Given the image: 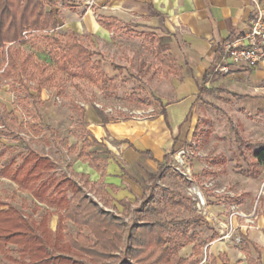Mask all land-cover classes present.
Masks as SVG:
<instances>
[{"label": "crops", "instance_id": "crops-1", "mask_svg": "<svg viewBox=\"0 0 264 264\" xmlns=\"http://www.w3.org/2000/svg\"><path fill=\"white\" fill-rule=\"evenodd\" d=\"M254 1L264 9V0H70L59 7L58 29L87 39L95 52L92 59L100 61L110 82L126 76L128 88L138 87L131 89L132 94L150 101L147 109L135 115L115 116L105 122L91 107L84 108L90 158H79L78 154L77 158L86 159L90 165L73 168L84 180L79 184L100 188L105 203L87 191L84 195L89 200L113 213L129 203H141L146 188L151 190V180L146 185L143 180L151 179L158 170L159 180L163 169L174 161L173 152L194 141L200 155L194 158L191 169L204 179L202 185L211 180L219 186H235L239 206L250 211L246 208L253 205L261 175H254L251 167H264L254 158V152L264 145V62L255 66L235 64L225 54L223 44L247 32ZM102 18H115L117 25L138 33L140 40L145 33L152 35L151 41L169 38L174 72L164 76L154 53L143 48L123 52L112 49L114 29L104 27ZM132 58L139 61L133 76L127 74L130 67L125 64ZM123 59L125 63L120 62ZM208 172L213 173L205 178ZM190 183L198 184L194 180ZM250 234L244 236L264 249V231L254 238ZM219 248L224 250L211 256L224 255L229 264H244L239 259L230 263L227 245ZM261 258L264 263V251Z\"/></svg>", "mask_w": 264, "mask_h": 264}, {"label": "trees", "instance_id": "trees-1", "mask_svg": "<svg viewBox=\"0 0 264 264\" xmlns=\"http://www.w3.org/2000/svg\"><path fill=\"white\" fill-rule=\"evenodd\" d=\"M62 1L67 5L68 0ZM57 3L58 0H0V80L15 79L23 98L31 100L28 113L31 121L26 125L33 134L43 137L49 127L42 122L38 107L40 94L43 89L62 92L58 86L60 73H65L70 79L81 76L97 87L102 82L110 84L100 61L92 59L95 52L84 44L81 36L71 31L54 32L59 26L58 9L53 8ZM100 22L108 29L117 25L115 18H102ZM33 31H45L54 49H49L47 53L42 50L39 52L41 55L25 51L23 46L31 41L29 37ZM151 36L145 33L141 46L154 53L162 74L168 76L175 70L174 57L169 52L170 39L156 37L151 41ZM30 83H33L32 87ZM131 100L150 104L149 100L137 96L131 97ZM73 107L84 115V109L76 104ZM91 108L102 122L115 118L107 116L103 109L95 105H91ZM5 116L0 106V125L8 129L10 126ZM86 134L87 131L82 134L79 158H90L86 149L91 142L86 139ZM25 149L19 158L13 157L0 165V178L15 183L17 191L32 198V207L28 212L26 200L22 199L20 207H16L11 200L0 197V256L6 257L12 264H90L89 261L104 264L112 252L120 248L123 240L128 242L125 253H130L137 264H229L224 255H206L202 262L201 248L195 244L192 246L195 254L192 259L177 255L179 245L175 235L181 234L184 244H192L194 237L187 235L188 229L205 223V220L199 215L179 220L160 218L154 205L152 186L141 202L140 222L135 220L126 226L118 216L89 200L84 195L83 185L70 174L62 173L57 177L56 164L47 155L30 145H26ZM2 157L3 153L0 152ZM254 158L258 166H264V145L254 152ZM158 174L159 170L151 174V180L157 179ZM16 190L11 198L16 196ZM163 198L167 204H179L173 194L166 191ZM54 214H57V223L52 229L49 223ZM68 222L77 227L74 235L67 232ZM10 245L16 247L18 257L8 253ZM240 249L245 255L244 264H264L261 258L264 249L245 236H242ZM253 252L256 256H253Z\"/></svg>", "mask_w": 264, "mask_h": 264}, {"label": "rangeland", "instance_id": "rangeland-1", "mask_svg": "<svg viewBox=\"0 0 264 264\" xmlns=\"http://www.w3.org/2000/svg\"><path fill=\"white\" fill-rule=\"evenodd\" d=\"M53 8L55 9V7ZM56 9L59 10V7ZM112 28L114 29V35L112 36L113 42L111 45L112 49L117 52L137 51L142 49L138 33L133 31L126 32L124 28L119 25ZM54 32L66 33L69 31H62L57 28ZM45 34V31H33L29 37L30 39L32 38L31 41L25 44L23 49L25 51H33L36 54H39L42 50H45V53H47L49 49H54V44L50 43V40L47 39ZM82 40L84 44L91 49V45L88 43L87 39ZM47 61L51 63L49 59H47ZM120 62L125 63V59L122 61L120 60ZM125 64L130 67L127 68L126 71L128 75L136 74L135 68L139 66V61L137 59L132 58L128 59V61L126 59ZM58 77V86L62 89V92L58 93L56 89H44L43 96L38 104L42 122L49 127V130L44 132L45 137L42 135L36 136L31 129H29L28 125H26L28 121H31L30 115L28 114L31 108V100L26 101L23 98L21 88L18 86L15 79L0 80V106L4 109L7 125L10 126L7 129L0 125V152L3 153V157L0 158V165L2 163H7L13 157L19 158V155L25 152V146L30 145L39 153L47 155L55 162L57 177H60L62 173H68L70 176H74L73 178L77 180L78 183H83V178L74 172L73 167L78 164L84 166L90 165V162L86 159L79 160L77 158L78 151L82 146V134L85 131V123L84 115H81L80 110L74 108L73 104H76L81 109L85 108L86 110H89L91 105H95L100 109L106 110V113L111 116L117 117L135 115L133 114L134 112L145 110L148 106L144 103H136L131 100V97L136 95L132 94L131 89H138V87L128 88L126 84L129 80L126 76H120L121 78L119 80L111 81L110 84H108V82H102L99 87L81 76L70 79L65 73H60ZM133 83L136 85L135 81H133ZM29 85L32 87L33 83ZM31 93L34 94L35 92L31 89ZM138 93H140V91H138ZM106 108H109L110 111ZM188 144L189 142H185L182 147H186ZM246 157H248V155H246ZM197 158L198 156L196 159ZM193 160L192 164L194 162ZM251 171H253L254 175H261L256 185L257 189L253 195V205L251 208L250 206L246 208V210L250 211H244V208L241 209V206H239V202L237 201L239 196L234 194L237 190L235 186H219L218 183L213 182L214 184L212 187H206L202 185L204 179H200L199 175L192 171V182L194 180V183H198L197 185L203 192L207 203L205 208L206 218L201 214V211H198L195 204L196 196L189 190L192 183L174 169V161H171L170 167L163 169L162 176L159 180L155 179L152 181L148 178L143 180L144 185L151 180L154 205L157 208V214L160 218L166 220H179L199 215L205 220V223L195 225L188 229L187 235L194 237L191 245L184 244V239L181 234L175 235L179 245V249L177 250L178 256L186 258L187 260L192 259L195 256L192 250L193 244L201 248L202 256H204V254L211 255L217 253L223 249L219 247L227 245L231 252L230 263H234L238 261V259L244 263L245 257L242 252L240 253L239 245L234 241V237L251 233V238H254L256 234L264 231V219L260 217V215H262L264 218V167L259 168L253 166L251 167ZM212 173L213 172H208L205 178H210ZM83 187L84 193L88 191L91 195L100 199L103 204L105 203L100 195V188H98L99 190L96 188L94 189L87 184H85V186L83 185ZM241 188L245 189L247 186H241ZM16 189L17 186L15 183L0 178V197L11 200L16 207H20L22 199L26 200L28 205L27 211L29 212L32 207V198L30 195L17 191ZM215 189L220 192H215ZM15 190L16 196L11 198ZM146 190L147 194L150 193L148 187ZM165 191L169 194H173L175 201H179V204L170 205L165 203L163 198ZM132 204L133 206H131L130 203L127 204L126 207L128 208L125 207L120 212L117 211V208L114 206V211L120 213L118 217L126 226H129L135 220L138 221L140 215L137 208L141 206V203L136 201ZM232 204L236 206L239 212L249 216L235 217L232 221L235 230L228 237H224L227 233V217L230 213V206ZM105 206L110 208L113 205L106 204ZM42 207L46 208L45 205H42ZM56 222L57 214H54L49 223L52 229L55 227ZM202 230H204V233ZM67 232L74 235L77 232V227L71 222H68ZM217 243H221V246H216ZM125 245H128V242L123 240L120 248L113 251L104 264H137L130 253H125ZM233 251L234 254L232 253ZM8 253L13 257H18V252L14 245L9 246ZM81 257L87 259L85 255ZM89 263L94 264L90 261ZM0 264L12 263L6 257L0 256Z\"/></svg>", "mask_w": 264, "mask_h": 264}, {"label": "built area", "instance_id": "built-area-1", "mask_svg": "<svg viewBox=\"0 0 264 264\" xmlns=\"http://www.w3.org/2000/svg\"><path fill=\"white\" fill-rule=\"evenodd\" d=\"M68 3L70 0L67 1ZM57 7L65 6L62 0H59ZM26 38V32H23ZM224 52L228 58L235 64L245 66H255L264 62V9L258 1H254V9L251 18L249 19V27L246 33L238 37L229 39L223 44ZM110 110V109H109ZM200 155L197 144L192 141L186 147H181L175 150L172 154L174 160V169L177 170L188 181L192 180V160ZM213 181H208L204 184L206 187H212ZM195 194V204L198 211L205 217L206 200L200 187L196 184H191L189 188ZM215 192H220L215 189ZM237 216H249L239 212L234 204L230 206L228 215V228L224 237H228L235 230L232 221ZM206 218V217H205ZM242 236H235L234 241L240 246ZM206 255L202 259L204 262Z\"/></svg>", "mask_w": 264, "mask_h": 264}]
</instances>
